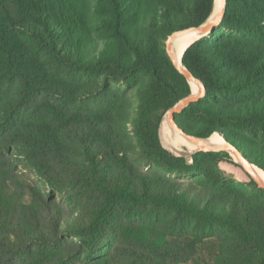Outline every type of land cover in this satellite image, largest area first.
I'll list each match as a JSON object with an SVG mask.
<instances>
[{
    "label": "trees",
    "instance_id": "obj_1",
    "mask_svg": "<svg viewBox=\"0 0 264 264\" xmlns=\"http://www.w3.org/2000/svg\"><path fill=\"white\" fill-rule=\"evenodd\" d=\"M213 1L192 0L184 6L181 0H162L163 9L150 10L145 0H105L108 9L93 26L82 0H0V112L6 115L0 123V264H58L64 238L77 239L86 251L100 250L108 243L118 209L125 205L169 211L223 235L228 240L218 244L223 251L216 249L203 264H264V191L250 178V186L257 191L254 198L232 187L221 194L206 192L191 183H170L160 174L152 176L140 170L132 157L122 152L116 131V120L129 119L128 103L119 102L109 91L112 98L106 96L112 111L77 108L90 93L55 80L43 67H36L10 33L14 27L30 35L65 69L103 73L114 82H137L139 103L132 135L141 157L150 168L181 176L197 174L198 182L204 183L209 180L207 171H195L184 158L160 146L162 117L191 93L160 42L175 32L204 24ZM14 18L29 24L17 25ZM219 27L237 35L214 29L182 57V65L203 85L204 96L176 115L175 123L185 134L197 138L222 135L264 172L260 148L251 153L255 156L252 159L229 138L232 129H255L264 136V0H226ZM97 33L104 39L102 43L95 39ZM141 77H148V82H141ZM249 90L258 98L245 97ZM222 96L240 102L224 105ZM51 101L63 108L68 104L73 107L62 109ZM17 105L22 111L51 107L49 114L53 113L55 125L52 121L33 129L19 125L12 119L18 114ZM187 120L198 123H185ZM67 148L74 152L73 157L62 153ZM12 150L52 188L73 184L94 190L98 202L86 216L88 221L67 223L62 207L19 182L10 172L8 155ZM204 155L230 159L221 152ZM193 160L196 164L195 157ZM15 185L17 190H12ZM25 194L30 203L21 201ZM133 231L137 244L147 252L137 251L138 261L132 263L189 262L188 252L175 251L154 229L136 227ZM204 240L195 245L200 261Z\"/></svg>",
    "mask_w": 264,
    "mask_h": 264
},
{
    "label": "rangeland",
    "instance_id": "obj_2",
    "mask_svg": "<svg viewBox=\"0 0 264 264\" xmlns=\"http://www.w3.org/2000/svg\"><path fill=\"white\" fill-rule=\"evenodd\" d=\"M181 1L184 6L190 5L192 2V0ZM82 2L84 3L85 9H88L89 16L93 21V26L96 25L100 16L104 14L106 9H108L105 0H82ZM145 2L150 10L163 9L162 0H145ZM214 2L215 6L212 17L215 13L217 0L213 1V5ZM14 20L17 25L29 24L19 18H14ZM215 29L222 32L224 35H237L236 32H227L224 29L222 30L219 25ZM10 33L13 34L14 37H17V42L21 46L24 55L31 59L36 67H43L45 72L49 73V75L55 80L61 81L69 86H73L75 89L80 88L82 91L90 93V95L87 96V100L79 104L77 108L88 112L112 111L111 106L108 105L109 98H112L110 97L109 91H112L113 95L118 98L119 102H126V105L128 103L129 119L116 120V131L119 136V141L123 144L122 152H125L128 157H132L131 159L140 170L147 172L152 176L155 174H158L159 176L160 174L162 179L169 180L170 183L178 185L191 183L195 187L197 186L198 188H203L206 192L221 194L223 192H227V190L232 187L240 191L245 196H251L252 198L257 197V191L249 184V177L241 169L237 161L230 156V154L227 153L230 159L226 158L224 155L218 157H207L204 153L198 152L199 149H196L185 141H178L177 148H171L168 146V143L172 142L168 127H165L162 133L158 130L160 146L174 156L184 158L189 165H193L195 171H207L209 180L208 182L203 181L204 183H200L198 182L200 178L197 174L181 176L166 174L161 172L159 169L150 168L149 163L141 157L140 153L136 149L135 141L132 135L133 126L135 124L134 116L137 114L136 106L139 103L136 92L138 88L137 82H133V84L114 82L103 73L65 69L61 67L53 58H50L44 49L41 48L37 41H35L30 35H27L23 31L21 32L19 29L14 27L13 33ZM94 35H96V33ZM101 35L103 36L102 32ZM97 37L98 39L96 36L95 39L99 43L104 41V39L99 36V33H97ZM202 38H207V36ZM166 41L167 40L165 39L160 42L161 50L165 54H167ZM141 82L147 83L148 77H141ZM104 83H106V92L103 91ZM262 87L264 88V83H262ZM248 92V96L245 97H251L254 95L258 98V95L255 92H251V90ZM106 93L109 98L106 96ZM262 93L263 90H260L259 97ZM92 94L95 96L92 97ZM219 98L226 100L223 102L224 105H235L234 102H240L237 98L224 99V96ZM51 105L62 109H71L73 107L71 104H68L67 107L63 108L62 105H58L54 101H51ZM20 108L21 107H18L17 105L16 111H18V114H14L15 117H12V119L14 118L19 125L22 123L28 128L33 129L35 125L41 122H53V113L51 115L49 114L50 110H52L51 107L39 108L37 106L36 110L33 111H22ZM164 116L162 117L161 123L164 120ZM5 120L6 115L4 112H0V123H4ZM190 122H192V124L198 123L197 121ZM190 122L187 120L185 123ZM54 125L50 122L51 127H54ZM231 131L232 134L229 138L234 141L242 153H246L247 156H251L252 159L255 157L254 154L251 155V153L254 152V149L256 151L260 148L258 152L264 153V136L259 131L255 129H246L242 131L232 129ZM213 135L218 139L225 141L222 135L217 133ZM62 153H66V155L71 157L74 156V152L69 148L66 150L64 149ZM7 154L8 153H6V155ZM8 157L10 158L12 165L10 172H12L14 177L19 182L26 183V185H30L33 189H36L43 198L52 201V203L58 205V207H62L68 216V218H65L67 223H75V220L83 222L88 221L86 216H90L98 202V195L94 190L90 189L88 186H76L73 184H67L65 186L62 185L59 188H52L38 176L36 170H34L17 152L12 150V154H9ZM193 157L196 158V164ZM19 188H21V186H19ZM11 189L17 190V186L15 185ZM30 200V196L25 194L21 201L27 204L30 203ZM136 227H148L154 229L160 236L166 239L167 245H172L175 251L181 249L188 252L190 260L185 264H203V261H208L210 259L213 255L212 252L216 249L220 252L223 251V249H220L219 246L224 243H228V240H225V237H223V235L219 232L213 230L211 231L209 228L198 224L194 219L177 217L172 212L156 208L125 205L121 206L117 211L107 237V245L104 244L100 250L98 249L97 251H86V249L78 246L77 239L64 238L60 242V255L58 256L59 260L57 263L108 264V262L111 261L114 262V264H134V262H136V260L138 261L139 258L136 257L135 254L137 251L147 252L144 248H140L139 244H137V241L135 240L136 238L133 230H135ZM202 238L205 240L204 245L201 248L203 259L201 258L202 261H200V256L198 255L197 247H195V245ZM132 261L134 262L132 263Z\"/></svg>",
    "mask_w": 264,
    "mask_h": 264
},
{
    "label": "water",
    "instance_id": "obj_3",
    "mask_svg": "<svg viewBox=\"0 0 264 264\" xmlns=\"http://www.w3.org/2000/svg\"><path fill=\"white\" fill-rule=\"evenodd\" d=\"M225 4H226V0H222V5L220 7L219 16L217 19L215 20L210 19L213 9H214V5H213L212 12L204 24L198 27H195V28H190V29L176 32L167 39L166 53L173 67L178 73H180L186 79L189 85H190V82L196 83V85L198 86V91L196 93L191 92L190 95L183 98L176 105H174L171 109H169L164 116V120L169 124V126L174 131L178 132L184 139L196 145L200 144L201 148L198 150V152H202V153L225 152V153L230 154V156H232L237 161V163L240 165L241 169L246 173V175L255 183L256 187L264 191V184L260 181V179L257 177L254 171V168H257V167L253 165L250 161L245 159L243 156H241L240 153L233 146H231L230 144L224 141L225 145L220 148H217V149L206 148L202 146L201 144H202V141H206L209 138L201 139V138L187 135L180 128H178V126L175 123L176 115L181 114L183 110L187 108L190 104L196 103L198 100H200L204 96V87L201 84V82L195 79L192 76V74L188 70H186V68L182 65V57L187 49L182 54L181 64L178 65L176 63L175 56H174V53L171 47V41L176 35L181 34L183 32L190 31V30L195 31L201 37H205L209 35L221 22L223 15H224V11H225Z\"/></svg>",
    "mask_w": 264,
    "mask_h": 264
},
{
    "label": "bare ground",
    "instance_id": "obj_4",
    "mask_svg": "<svg viewBox=\"0 0 264 264\" xmlns=\"http://www.w3.org/2000/svg\"><path fill=\"white\" fill-rule=\"evenodd\" d=\"M221 5H222L221 0H217L215 13H214L213 17L211 15V18H210L211 20L212 19L215 20L218 18ZM214 6H215V2H214ZM201 38L202 37L198 33L190 30V31L178 34L172 39L171 47H172V51H173L174 56H175L176 63L178 65L181 64V57H182V54L184 53V51L186 49H188L192 44H194L195 42H197ZM190 87H191V90L193 93H196L198 91V86L196 85V83L190 82ZM165 127H168L169 133H170L171 138H172V142L168 143L169 147L177 148L178 141H185V142H188L189 144H191L196 149L201 148L200 144L196 145V144L190 143L189 141L184 139L178 132L174 131L165 120L162 121L159 132L162 133L163 129ZM201 145L206 147V148L217 149V148L224 146L225 142L218 139L216 136L213 135V136H210L209 139H207L206 141H202ZM254 171H255L257 177L260 179V181L264 184V172L258 168H254Z\"/></svg>",
    "mask_w": 264,
    "mask_h": 264
},
{
    "label": "snow or ice",
    "instance_id": "obj_5",
    "mask_svg": "<svg viewBox=\"0 0 264 264\" xmlns=\"http://www.w3.org/2000/svg\"><path fill=\"white\" fill-rule=\"evenodd\" d=\"M221 3H222V0H221Z\"/></svg>",
    "mask_w": 264,
    "mask_h": 264
}]
</instances>
